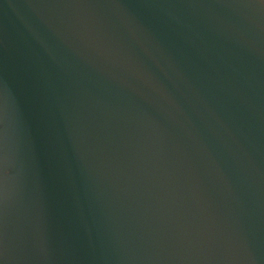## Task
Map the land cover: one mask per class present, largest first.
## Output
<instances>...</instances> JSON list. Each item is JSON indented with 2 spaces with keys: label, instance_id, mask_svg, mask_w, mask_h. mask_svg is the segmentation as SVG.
Masks as SVG:
<instances>
[{
  "label": "water",
  "instance_id": "water-1",
  "mask_svg": "<svg viewBox=\"0 0 264 264\" xmlns=\"http://www.w3.org/2000/svg\"><path fill=\"white\" fill-rule=\"evenodd\" d=\"M0 264H264V0H0Z\"/></svg>",
  "mask_w": 264,
  "mask_h": 264
},
{
  "label": "snow or ice",
  "instance_id": "snow-or-ice-1",
  "mask_svg": "<svg viewBox=\"0 0 264 264\" xmlns=\"http://www.w3.org/2000/svg\"><path fill=\"white\" fill-rule=\"evenodd\" d=\"M7 165V158L2 153H0V166H6Z\"/></svg>",
  "mask_w": 264,
  "mask_h": 264
}]
</instances>
